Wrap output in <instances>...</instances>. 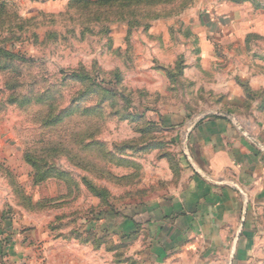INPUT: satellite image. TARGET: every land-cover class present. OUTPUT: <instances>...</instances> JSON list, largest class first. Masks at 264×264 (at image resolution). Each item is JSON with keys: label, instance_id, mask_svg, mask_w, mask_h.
I'll return each instance as SVG.
<instances>
[{"label": "rangeland", "instance_id": "rangeland-1", "mask_svg": "<svg viewBox=\"0 0 264 264\" xmlns=\"http://www.w3.org/2000/svg\"><path fill=\"white\" fill-rule=\"evenodd\" d=\"M82 2L0 0V50L29 60L0 61V243L39 264L55 238L118 246L87 229L178 186L191 123L264 112L256 0Z\"/></svg>", "mask_w": 264, "mask_h": 264}, {"label": "crops", "instance_id": "crops-1", "mask_svg": "<svg viewBox=\"0 0 264 264\" xmlns=\"http://www.w3.org/2000/svg\"><path fill=\"white\" fill-rule=\"evenodd\" d=\"M217 6L238 10L240 4L219 0ZM250 85L264 89V84ZM239 93L236 88L237 98ZM184 137L177 189L112 214L113 226L105 217L102 228L87 229L99 237L117 235L118 246L105 243L97 250L90 243L55 238L43 245L40 264H260L254 254L264 247V233L255 227L264 211V112L204 116ZM20 247L10 240L0 243V264H39ZM64 247L69 259L62 255Z\"/></svg>", "mask_w": 264, "mask_h": 264}, {"label": "trees", "instance_id": "trees-1", "mask_svg": "<svg viewBox=\"0 0 264 264\" xmlns=\"http://www.w3.org/2000/svg\"><path fill=\"white\" fill-rule=\"evenodd\" d=\"M86 0H83V2H85ZM104 1H109V0H104ZM79 2H81V0H79ZM82 2V3H83ZM0 61H1V59H7V58H16L17 59V61H19L20 63H22V64H27L28 62H29V60H27V59H25L24 57H17V56H11L10 54H8V53H6V52H2L1 50H0ZM2 57V58H1ZM10 66L11 65H6L5 67H3V69H8V68H10ZM10 101H9V103H17V102H19L16 98H14V99H11V97H10V99H9ZM41 100H43V99H41ZM31 100L30 99H26V98H24L22 101H20L18 104L19 105H23V106H25V105H28L29 104V102H30Z\"/></svg>", "mask_w": 264, "mask_h": 264}]
</instances>
